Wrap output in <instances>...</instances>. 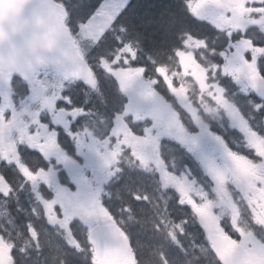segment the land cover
<instances>
[{
    "label": "snow or ice",
    "instance_id": "obj_1",
    "mask_svg": "<svg viewBox=\"0 0 264 264\" xmlns=\"http://www.w3.org/2000/svg\"><path fill=\"white\" fill-rule=\"evenodd\" d=\"M25 2L17 0L21 6ZM127 3L128 0H63L61 4V0H57L54 6L51 0H36L34 8L51 18H60L56 8L63 7L67 13L68 30L75 38L72 43L81 55L79 59H73L70 65H53V74L58 79L54 85L57 89L55 93L49 91L53 85L38 76L29 79L16 75L7 81L0 80V112L4 113V119L0 121V203L7 204L18 190L29 185L39 211L51 223L57 220L65 223L68 229L67 243L87 252L88 256L90 254L92 264H138L132 237L103 203L104 185L114 182L124 171L120 166V158L125 149L145 169L158 151L160 161L153 166L155 175H151L152 183L165 190H173L177 215L182 217L184 226L191 227L192 232L212 252L215 264H264V240L259 239L264 236V221L258 219L261 211L259 202L264 200V151L258 150L253 139L255 137L264 141V123L253 120L250 115L253 110L264 113V22L260 19L264 17V0H244L240 5L243 12L238 11L231 0H187V8L193 16L203 21L194 32L198 39L207 35L204 32L208 25L222 34L223 42L215 53L222 62H217L216 71L231 77L245 97L254 93L259 98L258 102L254 99L245 100L233 116L231 129L238 133L232 142L236 145L237 141H244L247 145L245 150L248 154L243 158L255 170L254 174H243L231 162L236 177L225 185L237 209H240L237 194L247 204L248 217L259 230L251 232L234 227L230 212L222 210L217 214L221 203L217 200L218 189L213 191L210 187L205 192L202 188L200 193L193 195L191 179L184 169V165H188L185 163L186 158L191 159L196 171L201 172L209 185L214 186L215 176L205 168L203 158L219 153L222 147L228 148L225 138L209 133L205 139L187 133L180 126L173 129L168 124L170 106L161 102L160 106L146 109L136 101L135 90L138 85L146 95H155L152 87L154 82L141 79L146 70L135 63L138 50L124 36L117 35V32L126 33L118 17ZM236 18L238 22L233 23ZM246 20L255 29L253 34L248 33L249 27L244 23ZM229 28L238 30L229 31ZM241 28L243 31H239ZM110 52L113 55L109 56ZM176 54L184 55L182 50H177ZM105 57L107 59L103 61V67L107 70L108 80L115 82L119 94L116 92L112 98L111 115L105 127L97 132L92 126L95 120L91 111L77 106V85L82 81L89 90L95 89L96 70ZM194 63L204 74L203 80L195 78L201 89L207 91L210 83L206 70L199 62ZM159 71L161 74L167 73L165 66H160ZM184 71L187 75L185 64ZM211 86L220 87L218 84ZM121 95L128 96L129 104L121 102ZM24 101L39 105L37 112H18L17 106ZM129 108L137 112L146 111L158 126H163L169 133L159 141V147L158 138L152 134L150 125L129 123ZM246 108L251 111H245ZM41 115L50 117V122L44 123L40 119ZM13 127L15 136L12 134ZM58 128L63 129L75 146L76 155L85 157L86 165L92 172L91 178L84 175L85 167L69 155ZM165 144L174 145L175 151L180 153L182 162L179 168L174 162L169 163L164 151ZM36 153L47 162L48 167L34 169L29 166L27 161L34 158ZM53 160L55 164H62L68 169L70 181L76 185L75 191L60 183ZM17 176L22 177V181L18 182ZM133 195L136 200L149 199L147 193L142 195L137 192ZM185 207L191 209L190 214L184 211ZM69 209L80 211L87 217L88 230L83 237L80 236L79 221L67 224L68 220L73 219L68 216ZM240 214H244L242 209ZM170 223L169 219L161 216L154 226L161 231ZM24 229L38 245V229L30 221L24 225ZM164 235L173 241L179 238L175 232L165 231ZM176 246L181 247L179 244ZM18 254L19 248L13 236L0 232V264H18ZM160 257L162 264H167L168 256L161 251Z\"/></svg>",
    "mask_w": 264,
    "mask_h": 264
},
{
    "label": "clouds",
    "instance_id": "obj_2",
    "mask_svg": "<svg viewBox=\"0 0 264 264\" xmlns=\"http://www.w3.org/2000/svg\"><path fill=\"white\" fill-rule=\"evenodd\" d=\"M62 2L63 0H61V4ZM51 3L55 6L57 0H51ZM187 10L195 21L203 22L194 17L189 8ZM56 11L60 13V18H51L47 14L36 10L32 6V0H26L22 6L17 3V0H0V80L7 81L9 77L16 75L29 79L38 76L53 85L49 91L55 93L57 89L54 85L58 83V79L53 74V65H70L73 59H79L81 55L80 50L72 43L75 38L66 24L67 13L63 7H57ZM260 19L264 22V17ZM232 22L237 23L238 18L233 19ZM180 23L182 25V35L178 36L180 46L174 47L173 54L169 56L168 63L165 65L167 74L160 73V66L155 60H152L155 67L154 72H150L147 67L142 66L146 72L141 79H150L154 82L152 87L155 95H146L138 85L135 90L136 101L145 106L146 109L160 106L161 102L170 106L168 109V124L173 129L180 126L187 133L203 136L205 139L208 138L209 133L224 137L221 132L227 134L232 129L233 116L236 115L241 106L235 92H229L225 87L220 86V80L224 75L216 71L217 59L215 53L220 47L218 42L221 41L222 34L215 32V35H205L202 39H198L190 25L182 21ZM244 23L247 27H252L250 21L246 20ZM262 27H264V23H262ZM228 30L237 31L238 29L229 28ZM239 31H243V28ZM177 50H182L184 55L178 56L176 54ZM117 54L119 55V53ZM111 55L113 53L110 52L109 56ZM184 57H190L192 60L199 62L206 70L210 83L207 91L201 89L196 78L190 74L191 70H188V74L185 75ZM106 59L107 57L102 59L96 70L97 87L89 90L88 93V99L91 100L94 96L95 101L103 109H107L109 106V98L101 84L102 77L104 80L109 79L107 70L103 67V61ZM113 67H115V64H113ZM158 77H162V80ZM217 84L220 86L219 89L211 86ZM165 91L167 95H165ZM117 94L119 93L117 92ZM121 102L125 105L129 104L128 96L121 95ZM17 107L18 112L35 114L39 105L24 101ZM96 111L95 123L92 126L95 131L101 132L106 125L108 116L100 109ZM250 115L253 120H257V116H259V120L264 123V113L253 110ZM27 118L26 115L25 119ZM3 119L4 113L0 112V121H3ZM128 121L130 124L150 125L152 134L158 138V147L159 141L169 135L164 127L158 126L157 122L146 111L137 112L134 108H129ZM8 123L12 124V121ZM214 129H219L220 132L214 131ZM12 134L13 136L16 135L14 127ZM236 146L241 149L247 147L244 141H239ZM164 151L168 156L169 163L174 162L179 168L182 160L180 153L175 151L174 145L165 144ZM157 161H160L158 151L152 157L149 167L145 169L125 149L120 158V166L123 169L127 167L154 176L153 166ZM221 166L228 181L234 180L236 177L235 168L223 149L221 150ZM184 169L187 170L188 166L184 165ZM55 170L59 179V174L62 171L61 165L55 164ZM191 184L193 185V195L201 192L202 186L198 184L195 177L191 178ZM140 193L143 195V190ZM154 193L147 194L149 197L148 202L156 210L158 219L163 216L171 222L160 232L162 235L165 231L177 233L179 238L176 241L169 239L166 235H164V238L169 244H179L181 252L184 254L183 260L168 258L167 264H215L212 252L203 245L199 237L194 232L189 231L181 219L177 220L171 215V211L174 209L170 208V204L175 199L174 194L158 184H154ZM104 197L113 198L109 196L106 189L103 192ZM0 208L3 209L0 212V232L8 233L11 236L15 233V243L19 248L18 264H74V256L79 257L81 264H89V261L92 264L87 252L73 248L67 243L68 229L65 223L59 220L51 223L39 211L38 206L34 213L35 220L32 222L38 229V245L28 234L21 231L20 226L16 223L15 216L12 215L10 210L2 205H0ZM117 211L128 213L127 221L121 220L119 222L121 225L126 224L128 221H136L131 205H126L123 209L118 208ZM68 216L73 217L72 220L67 221L68 225L77 221L81 223L80 236L83 237L88 230L87 217L83 216L82 212H74L72 209H69ZM225 218H227V214ZM232 220L234 227H239L248 232L257 230L255 222L245 214L240 215L238 219L232 217ZM153 223L155 225V221ZM259 239L264 240V236H260ZM134 247L138 264H162L161 251L167 256L165 247L150 248L141 242L134 243ZM49 253H51L50 256Z\"/></svg>",
    "mask_w": 264,
    "mask_h": 264
},
{
    "label": "trees",
    "instance_id": "obj_3",
    "mask_svg": "<svg viewBox=\"0 0 264 264\" xmlns=\"http://www.w3.org/2000/svg\"><path fill=\"white\" fill-rule=\"evenodd\" d=\"M118 21L126 29V33L117 32V35L124 36L128 42L134 44L136 50H138V60L141 66L147 67L149 71L154 70L152 60L157 61L159 66H165L168 63L169 56L173 54V48L180 46L178 37L182 35L180 21L190 25L193 32L201 26L200 22L191 17L187 7L180 0H141V2L134 0L120 14ZM204 34L215 35L208 30L207 26H205ZM101 84L109 98V106L107 109L102 108L100 111L111 113L112 98L117 92L115 82L104 80L102 77ZM80 89L86 92L89 91L86 87ZM86 92H83V94H87ZM146 187V180L136 172L127 174L123 172L112 182L110 189L113 198L106 203V206L118 222L125 219L126 213L117 211V209H123L126 205H131V208H134L137 212L139 201L134 198L133 193H140ZM17 207L23 206L17 205ZM135 218L136 221L139 219L137 214ZM120 226L131 235L133 243L141 242L150 248L165 247L169 259H184V254L173 248L164 237L149 231L150 228L154 227L153 224L147 223L140 226L136 222L134 226H130L132 231H128L125 224H120ZM50 255L51 253H49ZM73 261L74 264H81L79 257L74 256Z\"/></svg>",
    "mask_w": 264,
    "mask_h": 264
},
{
    "label": "flooded vegetation",
    "instance_id": "obj_4",
    "mask_svg": "<svg viewBox=\"0 0 264 264\" xmlns=\"http://www.w3.org/2000/svg\"><path fill=\"white\" fill-rule=\"evenodd\" d=\"M139 1L141 2V0H139ZM180 1L185 2L187 4V0H180ZM231 2L237 6L238 11H240V12L244 11V9L242 7H240V5L244 2V0H231ZM231 15H232V13L230 12L229 16H231ZM207 28L209 31H211L212 33L215 34V30L211 29V26L207 27ZM254 32H255L254 28L250 27L248 29L249 34H253ZM222 41L223 40L221 39V41L218 42L219 46L221 45ZM220 86L221 87L227 86L228 88L231 89V91L228 90L229 92H235L236 93L237 89H239V91H240L239 85H237L235 83V81H233L231 79V77H228V76H224L220 80ZM232 89H234V90H232ZM165 95H167L166 91H165ZM40 119L44 123L50 122V117L45 118L43 115H41ZM257 120H259V116H257ZM57 130L61 132L62 143L67 147L69 155H71L72 158L74 160H76L79 165L85 167L84 175L87 176V172H89V174L91 176L92 172H91V169H89L86 165L85 157L80 156V155H76L75 146L67 138L66 134H64L62 128H58ZM214 131L220 132L219 129H214ZM221 135H224V138L228 142V145H229L228 148L222 147L221 150L223 149L224 153H226L228 155L230 161L233 162L236 165V167L243 174L248 175V176L253 175L255 170L250 166L248 161L243 158L244 156H247V154H248L247 151L245 149L238 148L232 142V138L234 136H238V133H236L235 130H230L227 134H224L221 132ZM253 139H254V142L256 143L258 150L264 151V141H260L258 138H255V137ZM238 142L239 141H237L236 144ZM229 148L231 149V151H229ZM29 151H31V150H29ZM186 161H187L186 163L188 164L187 170H188V172H190V175L188 174L190 179L192 177H195L198 184L200 186H202V188L205 192H208L210 187L213 188V191H216L217 189L219 190L217 200L220 201L221 203L217 208V214L223 210V211L230 212L232 217L238 219L239 216L241 215L240 209H242L244 214L248 216V206H247V204H245V202L243 200L240 199L239 194L236 195V200L240 204V209H237L235 207V205L232 203L231 196L225 190V185L228 183V178L225 174L223 167L221 166V151L217 154H214V155H206L203 158V164H204L205 168L209 172H211L212 175L215 176V185L214 186L209 185L208 179H206V177L204 175H202L201 172L196 171L195 165L191 159L186 158ZM27 162L29 163V166L33 167L34 169L36 167H45V168L48 167L47 162L44 161L43 158L40 157L38 153H36L34 155V158L29 159ZM53 163H55L54 160H53ZM26 175H27V173H26ZM37 179H39V177H37ZM59 180H60L61 184L66 185L67 187L71 188L72 190H76V185L74 183L65 181V179L63 178V175H62V171L59 174ZM17 181L18 182L22 181V177L17 176ZM169 191L173 193V190L170 189ZM16 200H18L20 203H23V205H25L28 208H31V209L37 208V204H36V202L32 196L31 189H30L29 185H25L23 189L18 190V192L13 196V198L7 204L0 203V205L7 208L8 210H10L12 215H13V213L15 212V208H13V206H14V203ZM142 202H144V201H142ZM259 204L261 207V211L258 213V219L261 221H264V200L260 201ZM147 206L148 205L144 202L142 205V208L141 207L139 208V219L137 220V223L140 226H144L147 223H151L154 225V223H153L154 221H155V223L158 222V219L156 218L157 212L147 209ZM170 208L174 209L173 211H171V215L177 219V215H176V211H175V207H174V200L171 202ZM185 209H186V213H189V214L191 213L190 208L185 207ZM2 211H3V209L0 208V212H2ZM140 213H141V218H140ZM13 216H15V218H17L16 215H13ZM16 223H18L17 219H16ZM24 224H25V220H22L19 222L18 225L20 226V228H22L24 226ZM188 230L192 231L191 227H189ZM149 231H153L155 233V235H158L160 237H164V235H162L161 232L158 231L155 226L150 228ZM13 235H15V233H13ZM174 246L177 247L176 245H174Z\"/></svg>",
    "mask_w": 264,
    "mask_h": 264
},
{
    "label": "rangeland",
    "instance_id": "obj_5",
    "mask_svg": "<svg viewBox=\"0 0 264 264\" xmlns=\"http://www.w3.org/2000/svg\"><path fill=\"white\" fill-rule=\"evenodd\" d=\"M128 2H129V0H128ZM183 61H184V64H185V67H186V70H187V74H188V70H191L190 74L193 77H196L199 80H203L204 74H203L202 70L194 63V61L190 57H184V60ZM93 119L95 120L96 118L93 117ZM53 164H55V163H53ZM60 165H61V168H62L63 178L65 179V181L71 182L69 180V171H68V169H65L62 164H60ZM125 168H127V167H125ZM188 174H189V172H188ZM91 177H92V175L90 176V178ZM107 186H108V184L107 185H104L105 189L108 191ZM41 187L43 188L44 186L42 185ZM73 191H75V190H73ZM108 194H109V191H108ZM109 196H110V194H109ZM108 200H109L108 197H104L103 198L104 205H105V202L108 201ZM17 221L19 223L20 222V219H17ZM18 223H17V225H18ZM25 234H26V232H25Z\"/></svg>",
    "mask_w": 264,
    "mask_h": 264
},
{
    "label": "water",
    "instance_id": "obj_6",
    "mask_svg": "<svg viewBox=\"0 0 264 264\" xmlns=\"http://www.w3.org/2000/svg\"><path fill=\"white\" fill-rule=\"evenodd\" d=\"M35 2H36V0H33V4H32L33 7H35Z\"/></svg>",
    "mask_w": 264,
    "mask_h": 264
}]
</instances>
